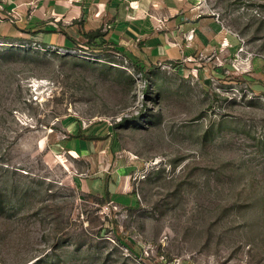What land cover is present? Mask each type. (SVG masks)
I'll return each mask as SVG.
<instances>
[{"label": "rangeland", "instance_id": "obj_1", "mask_svg": "<svg viewBox=\"0 0 264 264\" xmlns=\"http://www.w3.org/2000/svg\"><path fill=\"white\" fill-rule=\"evenodd\" d=\"M191 1L223 39L172 62L0 38V264H264V0Z\"/></svg>", "mask_w": 264, "mask_h": 264}, {"label": "crops", "instance_id": "obj_2", "mask_svg": "<svg viewBox=\"0 0 264 264\" xmlns=\"http://www.w3.org/2000/svg\"><path fill=\"white\" fill-rule=\"evenodd\" d=\"M96 31L103 36L93 46L108 44L141 62H172L223 39L218 22L201 15L191 0H0V38L6 41L70 50ZM79 131H69L73 136L62 144L64 149L82 156L106 153L103 139L78 138ZM96 175L98 181L105 179ZM86 183L92 192L93 183ZM107 190L131 196L126 181L118 177L108 180Z\"/></svg>", "mask_w": 264, "mask_h": 264}, {"label": "trees", "instance_id": "obj_3", "mask_svg": "<svg viewBox=\"0 0 264 264\" xmlns=\"http://www.w3.org/2000/svg\"><path fill=\"white\" fill-rule=\"evenodd\" d=\"M103 34L101 33V31H96V32H91L89 34H86L85 35V38L87 39V41L84 43V44H80V46L78 47H83L84 45H88V46H91L92 45V42L96 39V38H99V37H102ZM67 39L69 38L68 35H66ZM117 49V48H116ZM119 52L122 53V51L120 49H117ZM143 69V68H142ZM78 138L80 137H84L86 140H93V139H96L94 137L96 136H91V135H83L81 136V133L79 132V134L77 135ZM100 139H104V138H100ZM109 192V191H108ZM110 193V192H109Z\"/></svg>", "mask_w": 264, "mask_h": 264}, {"label": "built area", "instance_id": "obj_4", "mask_svg": "<svg viewBox=\"0 0 264 264\" xmlns=\"http://www.w3.org/2000/svg\"><path fill=\"white\" fill-rule=\"evenodd\" d=\"M48 49H51L52 51L57 50V51L69 53L70 55H75L78 53L76 49H70L69 50V49H65V48H57L55 46H50V47H48ZM164 264H183V261L179 259V260H173V261L168 262V263L165 262Z\"/></svg>", "mask_w": 264, "mask_h": 264}]
</instances>
